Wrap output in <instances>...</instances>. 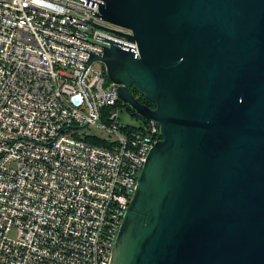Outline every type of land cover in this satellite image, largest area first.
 Here are the masks:
<instances>
[{"label": "water", "instance_id": "obj_1", "mask_svg": "<svg viewBox=\"0 0 264 264\" xmlns=\"http://www.w3.org/2000/svg\"><path fill=\"white\" fill-rule=\"evenodd\" d=\"M96 17L127 43L101 37L88 64L162 134L112 264H264V0H103Z\"/></svg>", "mask_w": 264, "mask_h": 264}, {"label": "built area", "instance_id": "obj_2", "mask_svg": "<svg viewBox=\"0 0 264 264\" xmlns=\"http://www.w3.org/2000/svg\"><path fill=\"white\" fill-rule=\"evenodd\" d=\"M102 3L0 0V264H112L162 140L155 120L121 124L120 86L88 64L101 37L127 43L90 24Z\"/></svg>", "mask_w": 264, "mask_h": 264}, {"label": "rangeland", "instance_id": "obj_3", "mask_svg": "<svg viewBox=\"0 0 264 264\" xmlns=\"http://www.w3.org/2000/svg\"><path fill=\"white\" fill-rule=\"evenodd\" d=\"M101 23L110 26V24L104 23L103 21H101ZM104 68H105V66L100 62H96L93 64L94 70H100V69H104ZM120 120H121V124L123 126H128V127L134 128V129H138V128L144 126V123H145L143 119L133 116L126 109V107L123 108L122 112H120ZM90 132H91L90 130H84V131H81L80 133L81 134H89ZM11 166H13V165H11Z\"/></svg>", "mask_w": 264, "mask_h": 264}, {"label": "trees", "instance_id": "obj_4", "mask_svg": "<svg viewBox=\"0 0 264 264\" xmlns=\"http://www.w3.org/2000/svg\"><path fill=\"white\" fill-rule=\"evenodd\" d=\"M135 91V93H137L138 94V92L136 91V90H134ZM138 100L141 102V103H143V104H145V105H148L149 107H152V108H154V105L151 103V102H149L148 100H146L145 98H143L142 96H140L139 95V97H138ZM126 109L133 115V116H135V117H138V118H141L129 105H126ZM142 119V118H141Z\"/></svg>", "mask_w": 264, "mask_h": 264}, {"label": "flooded vegetation", "instance_id": "obj_5", "mask_svg": "<svg viewBox=\"0 0 264 264\" xmlns=\"http://www.w3.org/2000/svg\"><path fill=\"white\" fill-rule=\"evenodd\" d=\"M133 94L138 98L139 94L135 93V91L132 89Z\"/></svg>", "mask_w": 264, "mask_h": 264}]
</instances>
